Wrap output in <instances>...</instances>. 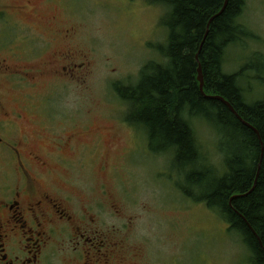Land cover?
<instances>
[{
    "label": "rangeland",
    "instance_id": "374dc122",
    "mask_svg": "<svg viewBox=\"0 0 264 264\" xmlns=\"http://www.w3.org/2000/svg\"><path fill=\"white\" fill-rule=\"evenodd\" d=\"M28 2L29 34L42 35L47 42L39 44L45 59L70 48L74 59L64 60L63 67H77L73 77L66 74L57 85L45 79L23 91L0 74V99L29 101L28 108H19L24 119L17 124L16 136L46 139L79 131L74 151L65 150L64 158L83 164L73 171L58 169L56 174L84 185L97 181L94 185L100 186L93 194L104 202L100 207L96 202L91 205L97 222L128 247L140 250L144 264H250L249 251L229 225L206 204L181 193L179 187L188 185L172 155L152 152L145 132L124 123L129 107L118 98L115 86L138 83L143 67L160 60L151 46L166 42L167 31L161 25L164 9L150 0H0V10ZM4 17L0 12V19ZM240 21L256 39L231 47L224 69L227 74L244 70L241 84L247 98L262 101L264 0H246ZM5 24L0 20V26ZM56 29L69 30L71 38L55 37ZM43 98L48 100L32 107L30 101ZM194 128L204 156L221 173L217 133L199 121ZM29 145L40 147L44 158L55 154L39 141ZM102 185L107 186L105 196Z\"/></svg>",
    "mask_w": 264,
    "mask_h": 264
},
{
    "label": "trees",
    "instance_id": "16d2710c",
    "mask_svg": "<svg viewBox=\"0 0 264 264\" xmlns=\"http://www.w3.org/2000/svg\"><path fill=\"white\" fill-rule=\"evenodd\" d=\"M225 1L150 0L165 11L161 25L166 42L151 46L160 60L143 67L138 83H119L115 90L129 107L128 124L145 132L149 149L172 155L188 185L179 187L181 193L206 204L229 225L249 251L250 264H264V100L249 101L241 84L244 70L227 74L224 69L228 50L256 36L240 21L246 0H228L207 34ZM199 65L205 94L223 97L254 130L221 101L204 97ZM195 121L217 133L221 173L204 156ZM259 166L257 185L249 193Z\"/></svg>",
    "mask_w": 264,
    "mask_h": 264
},
{
    "label": "flooded vegetation",
    "instance_id": "af4514ba",
    "mask_svg": "<svg viewBox=\"0 0 264 264\" xmlns=\"http://www.w3.org/2000/svg\"><path fill=\"white\" fill-rule=\"evenodd\" d=\"M30 10L29 2L0 10L1 17H19L18 23L6 17L0 19L6 22L0 26V53L9 54H0V74L22 91L45 79L57 85L64 75L73 77L77 67H63L64 60L74 59L70 48L54 51L45 59L47 54H42L43 47L39 45L44 40L42 35L29 34L25 15ZM56 32L55 37L60 40L63 36L71 38L69 30ZM45 100L48 99L37 104L30 102L32 107H38ZM28 102L20 98L0 99V264H144L140 250L128 247L97 222L91 205L96 202L100 207L104 203L94 196L100 186L94 185L97 181L84 185L56 174L58 169L73 171L83 164L72 157L64 158L65 150L74 151L79 131L46 139L16 136L17 124L24 119L20 109L28 108ZM124 123H128L127 117ZM26 141H39L55 154L45 157L46 162L40 147ZM102 186L105 196L107 186Z\"/></svg>",
    "mask_w": 264,
    "mask_h": 264
},
{
    "label": "water",
    "instance_id": "95a60500",
    "mask_svg": "<svg viewBox=\"0 0 264 264\" xmlns=\"http://www.w3.org/2000/svg\"><path fill=\"white\" fill-rule=\"evenodd\" d=\"M227 5H228V0H226L225 1V4H224V7H223V9L216 15V16H214L211 20H210V23H209V26H208V31H207V34H208V32H209V28H210V25H211V23L213 22V20L214 19H216V18H218V17H220L223 13H224V11H225V9H226V7H227ZM198 82H199V84H200V91H201V93L204 95V97L205 98H208V99H213V100H218V101H221L223 104H225L229 109H230V111L245 125V126H247V127H249V128H251V129H253L254 130V128L251 126V125H249L247 122H245L243 119H242V117L237 113V111L233 108V106L227 101V100H225L223 97H220V96H208V95H206L205 94V92H204V85H205V81H204V73H203V69H202V66L201 65H199V68H198ZM260 169H261V166H259V170H258V174H257V176H256V180H255V184H254V187H253V189L249 192V193H251L254 189H255V187H256V185H257V182H258V179H259V174H260ZM236 198V197H235Z\"/></svg>",
    "mask_w": 264,
    "mask_h": 264
}]
</instances>
